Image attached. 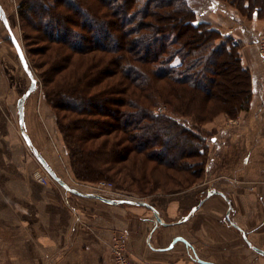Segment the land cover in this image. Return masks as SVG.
<instances>
[{
	"label": "trees",
	"instance_id": "1",
	"mask_svg": "<svg viewBox=\"0 0 264 264\" xmlns=\"http://www.w3.org/2000/svg\"><path fill=\"white\" fill-rule=\"evenodd\" d=\"M219 1L235 9L242 17L248 18L247 20L264 18V0ZM37 4V0H21L18 5L20 15H23V11L29 13L34 6L43 14L52 7V12L48 13H52L50 16L55 22L58 21L55 15L65 8V14L59 20H65L66 23L60 22L58 29L46 23L39 15L35 18L36 26L58 47V53L54 52L55 56L51 57L53 73L66 70L75 56L84 58L92 55L84 58L85 67L82 71L79 70L80 67L77 68L79 73L76 81H71L72 77H65L52 90L44 89L47 104L57 111L56 124L66 149L70 152V164L75 176L86 181L107 178L105 174L111 170L108 165H117L120 161L115 158L122 151L136 154L131 160L132 165L139 170L143 169L145 175L146 165L143 164L150 162V159L144 155L143 161L138 160L137 156L141 155V151L135 150V143L138 142L139 149H152L150 154L153 158L158 157V165L163 171L176 168L181 172V176L185 175L184 179L189 183L187 187L195 184L197 179L201 180L203 173L189 172L186 167L182 170L180 164L184 157L191 159L202 156L200 150L203 138L190 129L187 123L182 121L183 118L174 117V113L181 116H190L193 113L195 119L205 120L203 118L208 113V104L219 99V102L226 106L221 111L230 117H237L244 109L243 104L248 105L250 94L246 85L247 88L243 92L239 90L240 83L235 85L236 79L245 77L247 80L249 77L240 65L239 44L233 45L229 36L210 28L207 23L198 21L199 12L194 11L188 0H48L47 3ZM82 7L91 9L98 16H90ZM77 17L78 20H75ZM116 22L120 25L115 26ZM71 25L78 28V31L68 27ZM145 30H151L153 34H144ZM125 34H131L132 37L134 34V37L121 45L120 36ZM162 37L164 41H161ZM201 38L204 40L203 48L191 47L200 43ZM155 41L162 43L156 51L150 49ZM233 59L234 61H231ZM63 63L65 65H62ZM234 73H237L238 77L230 79L234 87L230 88L225 82L229 81L227 76ZM208 74L211 77L207 78ZM220 78L224 80L223 84L220 83ZM208 86L216 89L215 93L210 91ZM74 94L79 97H74ZM201 94L203 98L200 97ZM157 101L170 107L171 113L159 115L154 112ZM233 105L239 107L236 108L238 113H230ZM123 108L138 111L137 114L144 118L142 122L146 121L142 130L149 132L139 134L151 135V139L144 141L145 137H139L140 142L135 139L136 136L124 137L126 129L118 126V122L122 121L117 117V127L111 125L106 132L89 134L86 131L88 122L83 117H106L109 113L121 115ZM98 125L99 122L95 123L94 127ZM115 134H122V137L98 142L102 136ZM162 138H171L174 141L173 146L183 150L170 162L163 161L169 153L165 144L160 142ZM122 142L127 143L125 149H120ZM102 154L107 157L113 155L115 161L110 159L100 162L95 159ZM195 164L185 162L189 169H193ZM147 169L145 167V172ZM112 170H115L112 174L116 177L121 169L112 167ZM130 172L133 173L132 169ZM129 178L134 179L130 175ZM146 179L148 180L142 177L138 181L145 184ZM181 189L184 188L177 185L175 189H165L163 192H177Z\"/></svg>",
	"mask_w": 264,
	"mask_h": 264
},
{
	"label": "crops",
	"instance_id": "2",
	"mask_svg": "<svg viewBox=\"0 0 264 264\" xmlns=\"http://www.w3.org/2000/svg\"><path fill=\"white\" fill-rule=\"evenodd\" d=\"M13 2L0 0V6L18 40ZM219 4L228 16L227 24L235 20L225 30L233 42L242 43L253 36V43L260 22H244L230 7L224 12V4ZM215 14L201 11L205 20ZM243 45L240 59L250 66L256 52L247 43ZM14 56L15 49L0 20V84H4L3 71L15 65ZM5 96L0 92V99ZM250 107L264 120V99L258 102L252 98ZM11 118L0 115V264H110L107 242L113 231L126 233L128 256L134 264H201L198 260L264 264V256L249 246L264 251V188L252 185L253 169L264 164L263 159L255 157L254 166L237 174L232 184L223 180L206 188L210 177L205 174L195 187L146 200L148 207L132 203L112 206L77 188L80 195L65 191L64 203L58 189L38 187L29 180L31 162L18 145L14 146ZM26 118L24 107V124ZM261 170L264 172L263 167ZM150 207L162 225L156 224ZM70 210L92 231L81 230L82 225L74 226L73 222L70 227Z\"/></svg>",
	"mask_w": 264,
	"mask_h": 264
},
{
	"label": "rangeland",
	"instance_id": "3",
	"mask_svg": "<svg viewBox=\"0 0 264 264\" xmlns=\"http://www.w3.org/2000/svg\"><path fill=\"white\" fill-rule=\"evenodd\" d=\"M21 2V0H14V17L16 18V25H15V33L18 37V40L20 42L21 48L24 52V55L26 56V59L28 61L30 70L32 71L34 78L36 79V89L34 92H32L28 98L25 101L24 107L27 114L26 118V124L25 131H27L28 136L30 137V140L32 142V145L34 148L37 149V151L46 158L49 166L53 169V171L57 174V176L66 182L70 187L77 188L81 191L86 192L88 194L91 192V194H114L119 196V198H112V200H135V201H141L145 202L146 200L155 199V195H163L167 193H164L165 189H175L177 185H181V190L188 189L190 187H187L189 183L188 180H185L186 177L181 176V172L177 170L176 168H169L167 172L163 171L161 167L158 165V157L153 158L150 154V150H141L138 148V142L135 143V150L141 151V155L137 156L138 160L143 161L144 155L150 159V162L146 165L148 169L145 172L144 167V173L143 175V169L139 170L135 168L132 165V158L136 157L135 153H128L122 151L119 156L115 158V160H119L120 162L117 165H108V168H111L108 172H106L105 177L102 179H99L98 181H86L79 179L75 176L71 164H70V152L68 149H66L64 139L62 137V134L60 133L57 124H56V115L57 111L53 110L51 106H49L44 98V91H50L53 89V87L61 83L63 78H71V81L75 80L76 77H78V71L77 68L80 71L85 67V60L84 57L81 58L80 56H75V58L72 60L69 67L65 70H63L60 73H57L58 71L53 73V66L51 57L52 55L55 56L54 52L56 53L58 47L53 45L52 40L50 37H46L44 33H42V30L40 27L36 26L37 20L35 19L38 15L43 17L45 22L49 25H54L58 28H60V22L63 24L66 23L65 20H59L60 17L64 16L65 8L61 9V12H58L57 16L58 21L52 20V12L50 9L52 7H49L48 12L45 14L41 13L40 10H38L37 6H34L29 13H26L23 11V15H20V11L18 9V5ZM38 4L47 3L48 0H37ZM190 6L194 9L196 13L199 12V19L198 21L209 24L210 28H213L216 31H219L223 35H227V32L225 30H229L233 25L231 22L234 23V21L229 20V25L227 24V15L223 13L221 2L219 0H188ZM218 2V4L216 3ZM224 4V5H223ZM83 5V4H82ZM224 6V12L229 8V5L222 3ZM84 8V7H82ZM231 8V7H230ZM87 14H89L92 17L98 16L96 13H94L91 9L87 10ZM232 9V8H231ZM99 11V10H98ZM205 11V13L209 12H216L215 16L208 15V18L205 20V18L200 15V12ZM234 13H236L237 17L240 19H243L244 22H260L259 25L256 26V23L254 24L255 31L257 32L255 41L252 38L246 39L242 41V43L233 42V40L230 42L233 45L239 44L238 47V56L240 65L243 69H245L249 75V77L246 78L242 77L240 79H236L235 85L239 86V90L245 91L248 87L250 90V94L248 96L249 103H244V109L237 112V109L239 107L232 106L231 108V114L238 113L237 117H230L229 115L225 114L221 111L225 105H223L221 102H219V99L211 101L208 105V113L206 114L205 120L202 119H195L193 116L194 114L188 115H178L174 113V117L177 119L183 118L182 121L184 123H187V126L190 129H193L194 132L198 135H200L203 138V146L200 150L201 157L198 158H186L184 157L182 159V162L180 164L182 170L186 169L194 172H201L203 173V177L205 178V174H208L207 177H210V182L206 184V188H213V183H218L223 180H227L228 182L233 183L234 177L237 176V174H240L244 171H248L250 166H254L252 163L253 159H263L264 162V120H261L262 117H258L257 114L253 113L251 111V99H255L256 101L260 102L264 99V57H262L259 53L258 49V41L264 37V25H261L263 23L264 18L258 19L253 18L251 20H247L244 17H242L235 9H232ZM73 12V11H72ZM72 12L70 15H72ZM48 14V15H46ZM75 15V14H74ZM79 17L74 18L75 20H78ZM263 20V21H262ZM29 21V23H28ZM105 21H102L104 23ZM237 23V22H236ZM119 26L120 23L116 22L115 26ZM73 31H78L76 27L74 26H68ZM178 28V27H177ZM104 28H101V30ZM99 31V30H94ZM111 31V30H110ZM184 30H182L183 32ZM112 32V31H111ZM144 34L146 32H151V30L143 31ZM143 32H141L143 34ZM115 35V34H114ZM183 36V33L182 35ZM122 37L119 42L120 44H124L133 37L131 34L128 36L125 34ZM230 37V36H229ZM231 38V37H230ZM232 39V38H231ZM161 41H164V37L161 38ZM203 39L201 38L200 43H195L191 47L194 48H203ZM255 42V43H254ZM150 49H159L162 45L161 42L155 41L152 42ZM247 43L248 46H250L256 54L254 55L253 60H251V65L248 66L245 64L241 57V48L244 46L243 44ZM142 47V46H141ZM58 53V52H57ZM158 52V56H160ZM257 55V56H256ZM98 56V55H97ZM82 60L84 63L82 64ZM231 61H234L231 60ZM14 64L13 66L8 67L3 72L5 74V78H3V83L0 84V92H3L4 95H6L4 99H0V115L3 116H12L10 119V125L12 127L13 133L16 136V144L14 140V146L18 145V147L21 149V154L26 156L28 160L31 162L30 168L28 169V178L29 180L35 184L38 187L42 188H52V189H58V193H61V199L65 203V197L67 194H65V190L59 186L43 169V167L40 165L36 157L33 155L31 149L25 144L23 138L20 135L19 131V125L17 120V112L15 110V102L16 100L24 93L29 86V79L26 76L25 72L23 71L21 65L19 64V61L17 60V57L14 56ZM232 65V63H230ZM62 65H65L63 63ZM143 67L144 65H140ZM148 67V66H147ZM146 67V68H147ZM249 67V68H248ZM56 73V74H55ZM209 75V74H208ZM211 77L209 76H206ZM233 77H238L237 73L232 74L231 76H227V79L229 81L225 82L226 86L230 88H234L232 85L233 83L230 80ZM216 78V77H215ZM219 80V78H216ZM221 79V78H220ZM8 81V82H7ZM224 80H220V83H224ZM47 84V87H46ZM245 85L247 87H245ZM45 89V90H44ZM208 89L210 91H213L215 93L216 89H213L212 87L208 86ZM229 89V88H228ZM203 95L201 94L200 97ZM243 96V94H242ZM74 97H79V95L74 94ZM10 98V99H9ZM203 98V97H202ZM78 99V98H77ZM91 100H101V98H90ZM222 100V99H221ZM223 101V100H222ZM76 103V102H72ZM158 106V107H157ZM246 106V107H245ZM196 107V106H195ZM226 107V106H225ZM231 107V106H230ZM237 108V109H236ZM194 109V106H193ZM8 110H12L9 112ZM115 110V109H112ZM122 110V109H121ZM116 111V110H115ZM123 111L121 115L115 114V113H109L106 117H99V116H86L83 117L86 119L87 123V130L89 134L91 133H101L106 132L110 129V127L115 126L117 127V122L120 119L122 122L119 123V127H123L126 129L124 134V137L128 138L131 136H136L135 139L139 140V137H145L143 138L144 141L147 139H151V135L147 136H141L142 133H149L146 130H142V125L146 124L145 122H142L144 118L142 116H139L137 114L138 111L136 109L131 108H123ZM171 108L166 106L165 104L161 103L160 101L156 102V108L154 109V112H156L159 115H165L171 113ZM61 114V113H60ZM59 114V115H60ZM116 115V116H115ZM172 115V114H171ZM170 116V115H169ZM116 117L119 118L116 121ZM79 118V117H78ZM99 122L100 125L97 127L95 126V123ZM25 123V122H24ZM142 123V124H141ZM112 125V126H111ZM125 125V127H124ZM154 126V125H153ZM142 132L141 134H139ZM122 134H115L113 136H102L98 142L101 140H111L113 138H121ZM123 137V138H124ZM248 137V141L246 140ZM96 142V143H98ZM141 142V141H140ZM160 142H163L165 144V147L168 150V156H165V159L163 161L170 162L171 159L176 154H179L180 151H183L182 148H178L176 146H173L174 141L170 138H166L163 140L161 139ZM74 147V146H73ZM127 147L126 142H122L120 145V149H125ZM19 151V149H18ZM251 154V155H250ZM95 159H99L100 162H105L107 160L115 161L113 160V155L107 157L105 154H102L101 156L95 157ZM190 161L191 165L193 163H196L193 166V169H189L185 162L188 163ZM184 164V165H183ZM199 164H201V167L198 168ZM190 166V165H189ZM113 168H120V173L115 175L112 174ZM261 167L264 169V164L259 163L257 166L254 167L253 171V177L255 181H252L254 186L258 188H264V172H262ZM42 170H41V169ZM132 169L133 173L130 172ZM80 170V169H79ZM179 171V172H178ZM37 173L40 175V177L45 176L46 182H43L42 180L39 181L37 177ZM107 174H109L107 176ZM43 175V176H42ZM129 175L131 177H134L133 180L129 178ZM142 177L148 178L145 184H140L138 180H140ZM182 177V178H181ZM68 179V180H67ZM202 179H197L196 183L193 184L191 187H195L198 184L202 182ZM204 181V180H203ZM238 181V180H237ZM99 182H105L108 185L101 188L103 191H100L96 188L98 186ZM211 183V184H210ZM155 186H158L159 188H156ZM187 187V188H186ZM140 190V192H139ZM105 192V193H103ZM64 193V194H63ZM69 193V192H68ZM210 191L208 192V194ZM211 194V193H210ZM260 199V198H259ZM111 205V204H109ZM113 206V205H112ZM71 211V221H70V227L72 225V222L74 226L76 225H82L80 227L81 230L85 231H92V228L89 224L83 225L82 218L75 213L73 214V211ZM118 237L124 238V253L126 259L131 263L134 264L131 259L128 256V242L126 233L124 231H113L108 239V248H109V255H110V262H111V246L113 243V240Z\"/></svg>",
	"mask_w": 264,
	"mask_h": 264
},
{
	"label": "water",
	"instance_id": "4",
	"mask_svg": "<svg viewBox=\"0 0 264 264\" xmlns=\"http://www.w3.org/2000/svg\"><path fill=\"white\" fill-rule=\"evenodd\" d=\"M0 20L3 23V25L5 26L6 30L8 31L9 34V40L10 43L12 44V46L15 49L17 58L20 62V65L23 69V71L25 72L26 76L29 79V86L27 87L26 91L24 93H22V95L17 99L16 101V112H17V120H18V125H19V131H20V135L23 138L25 144L31 149L33 155L36 157V159L38 160V162L40 163V165L43 167V169L46 171V173L59 185L61 186L65 191L72 193V194H76V195H80V191L76 190L75 188L70 187L66 182H64L63 180H61L57 174L53 171V169L49 166V164L46 162V160L42 157V155L37 151L36 148L33 147L32 142L28 136V134L25 131V126H24V104L26 99L28 98V96L34 92V90L36 89V79L34 78V75L32 73V71L30 70L29 64L27 62V59L24 55V52L20 46L19 41L16 39V37L13 35L6 15L4 13V11L2 10V7L0 6ZM88 195V194H87ZM88 196L90 197H95L107 204H111V205H118V204H140V205H145L148 207V205L145 202H141V201H132V200H112V199H108L105 198L103 196L97 195V194H89ZM150 209H152L153 211V215L156 219V224H163L162 220L160 219V217L158 216V213L152 208L150 207ZM251 249L256 252L257 254L264 256V251H262L261 249L251 246ZM199 263L201 264H212V263H208V262H204V261H200L198 260Z\"/></svg>",
	"mask_w": 264,
	"mask_h": 264
},
{
	"label": "built area",
	"instance_id": "5",
	"mask_svg": "<svg viewBox=\"0 0 264 264\" xmlns=\"http://www.w3.org/2000/svg\"><path fill=\"white\" fill-rule=\"evenodd\" d=\"M258 49L259 53L262 57H264V37H262L258 41ZM43 176V175H42ZM37 177L43 182H46V177H40V175L37 173ZM108 184L105 182H99L98 186L96 188L100 191H103L101 188L107 186ZM105 193V192H103ZM100 196H103L108 199L112 198H119V196L114 195V194H101ZM111 262L110 264H131L125 257L124 253V238L123 237H118L113 240L112 246H111Z\"/></svg>",
	"mask_w": 264,
	"mask_h": 264
},
{
	"label": "bare ground",
	"instance_id": "6",
	"mask_svg": "<svg viewBox=\"0 0 264 264\" xmlns=\"http://www.w3.org/2000/svg\"><path fill=\"white\" fill-rule=\"evenodd\" d=\"M41 169V168H40ZM42 170V169H41ZM68 180V179H67ZM67 182V181H66ZM69 184V183H68ZM75 188V187H74ZM94 194V193H93Z\"/></svg>",
	"mask_w": 264,
	"mask_h": 264
}]
</instances>
